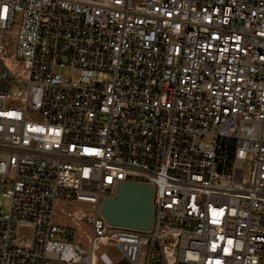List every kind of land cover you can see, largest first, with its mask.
<instances>
[{"label":"built area","instance_id":"2783aa9c","mask_svg":"<svg viewBox=\"0 0 264 264\" xmlns=\"http://www.w3.org/2000/svg\"><path fill=\"white\" fill-rule=\"evenodd\" d=\"M0 197V264H264V0H0Z\"/></svg>","mask_w":264,"mask_h":264},{"label":"water","instance_id":"95a60500","mask_svg":"<svg viewBox=\"0 0 264 264\" xmlns=\"http://www.w3.org/2000/svg\"><path fill=\"white\" fill-rule=\"evenodd\" d=\"M151 198L150 185L120 181L113 196L102 200L101 215L110 225L147 230L153 216Z\"/></svg>","mask_w":264,"mask_h":264},{"label":"rangeland","instance_id":"374dc122","mask_svg":"<svg viewBox=\"0 0 264 264\" xmlns=\"http://www.w3.org/2000/svg\"><path fill=\"white\" fill-rule=\"evenodd\" d=\"M60 62L62 63V65L55 67V70L60 72V73H63L64 75H67L69 70H68V66L66 64V59L63 57L60 59ZM247 168H248L247 166L244 167V177H247V175H248V173H247L248 169ZM6 205H7V199L0 197V209H5ZM55 220L58 224H61V225H67L68 224L67 218L63 215H57ZM18 235L20 236L22 241H24V240L27 241L28 239L31 238L32 229L30 227H24V226L18 227ZM56 239L66 240L67 238L63 234H57ZM82 241H83V243H81V246L85 247L86 246L85 239H83ZM101 252L105 253L109 257V259L111 260V262L113 264L117 263L121 259V254L113 243H109L106 245L99 246V251H96L95 255L98 256V254ZM95 264H104V263H102L99 259H97Z\"/></svg>","mask_w":264,"mask_h":264}]
</instances>
